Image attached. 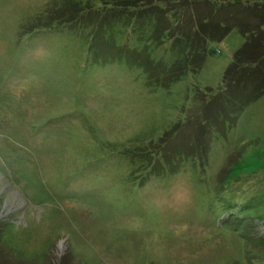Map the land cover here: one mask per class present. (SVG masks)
<instances>
[{"label":"rangeland","instance_id":"1","mask_svg":"<svg viewBox=\"0 0 264 264\" xmlns=\"http://www.w3.org/2000/svg\"><path fill=\"white\" fill-rule=\"evenodd\" d=\"M67 1L0 0V264H264V97L207 159L156 150L197 89L223 86L243 35L154 89L142 68L99 59L83 31L29 30ZM149 52L176 60L170 43Z\"/></svg>","mask_w":264,"mask_h":264},{"label":"trees","instance_id":"2","mask_svg":"<svg viewBox=\"0 0 264 264\" xmlns=\"http://www.w3.org/2000/svg\"><path fill=\"white\" fill-rule=\"evenodd\" d=\"M67 2L50 20L49 13L37 17L29 30L70 26L83 31L99 59L126 60L142 68L154 89H169L189 71L199 72L210 42L221 43L235 30L245 38L225 72L223 86L197 89V108L175 124L156 148L167 163L174 157L180 162L207 159L213 136H225L236 128L245 109L264 97V0ZM132 35L148 45L133 49L118 43L121 36ZM167 43L176 55L171 66L155 61L149 52V46Z\"/></svg>","mask_w":264,"mask_h":264}]
</instances>
